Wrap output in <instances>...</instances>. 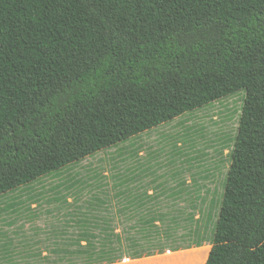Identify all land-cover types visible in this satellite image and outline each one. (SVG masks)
<instances>
[{
	"label": "trees",
	"instance_id": "trees-1",
	"mask_svg": "<svg viewBox=\"0 0 264 264\" xmlns=\"http://www.w3.org/2000/svg\"><path fill=\"white\" fill-rule=\"evenodd\" d=\"M237 91L210 249L193 264H264V0H0V197ZM157 214L136 237L104 222L46 263L161 255L141 244L158 241Z\"/></svg>",
	"mask_w": 264,
	"mask_h": 264
},
{
	"label": "rangeland",
	"instance_id": "rangeland-1",
	"mask_svg": "<svg viewBox=\"0 0 264 264\" xmlns=\"http://www.w3.org/2000/svg\"><path fill=\"white\" fill-rule=\"evenodd\" d=\"M244 95V91L232 93L223 99L209 103L200 109L186 112L170 122L111 148L100 150L80 162L67 165L58 172L42 176L6 193L0 197V238H2L1 234L6 231L3 222L15 218L17 223L13 227L15 231L22 230L18 224L21 221H37L40 224L38 230L47 239L43 244L54 243V238L46 235V231L40 228L42 224L46 225L50 221L46 213L44 215L30 213L32 210L25 209L27 203L16 210L11 209L13 211H9L6 206L11 202L29 199L51 200L58 195L56 196L54 192H47V190L56 183L64 182L65 179L72 177L73 185H77L68 192L71 199L68 206L69 215L72 218V224L67 230L68 249L78 248L73 241L82 232L101 234L100 227L104 222L110 225L114 233L120 234L123 238L136 237L143 233L139 230L143 226L139 224L153 216L157 217V213H160L165 217L163 222L157 223L158 228L147 227L148 234L157 236L158 241L153 240L151 243L141 241L142 246L144 248L152 246L155 248L153 250L160 246L169 249L161 255L152 257L177 258L178 261L188 259L192 262L193 259L198 258L201 263L203 261L200 256L202 251L195 252L197 248L194 247V244L202 241V246L209 245L208 241L211 238L219 209L225 176L230 163L229 153L233 147ZM120 153L126 156V160L120 161L122 165L113 159L109 162V158L120 157ZM98 158H105L104 161L107 162H96ZM94 166L97 169L100 168L101 171L98 173L96 181L88 180L92 184L87 187V183L83 182L86 178L83 171L87 167ZM130 170L132 173L140 172L157 176L153 181L155 183L152 184L155 197L153 201L147 202L148 207L142 209L133 207L124 210L121 208L122 206H118L115 213L111 196L113 192L124 191V188L130 183L125 185L120 183L115 188L116 182L114 179L109 180L108 177L116 175V173L125 174ZM102 173H107L108 176L104 177ZM147 179H150V176ZM36 194L42 196L37 197ZM134 194V191L130 193L124 191L121 198H132ZM145 194L146 192H141L140 195L145 196ZM58 199L61 200L60 196ZM46 206L47 203L42 205V212ZM53 206L51 205L50 208ZM38 210L39 207L35 212ZM56 210H60V207H57ZM58 224L60 223L58 222ZM95 224L97 225L94 226ZM156 232L158 235L155 234ZM51 234L54 235V233H49V235ZM62 242L65 249L67 243L64 240ZM125 243L121 245L123 246L121 248L126 251L128 247ZM58 244L54 247L57 249L53 250V253L45 247L47 254L44 257L29 256L28 264H47L48 260L46 259L62 258L60 257L62 255L56 253L60 249ZM81 245L84 243L81 242ZM186 247L190 248L186 249ZM174 249L178 250L174 251ZM22 250L25 249L7 247L6 254L9 262L5 264H20ZM3 253L4 251L0 247V257ZM24 259L25 257H23L22 264H25ZM62 259L65 260V257L63 256ZM79 259L77 258V260Z\"/></svg>",
	"mask_w": 264,
	"mask_h": 264
},
{
	"label": "crops",
	"instance_id": "crops-1",
	"mask_svg": "<svg viewBox=\"0 0 264 264\" xmlns=\"http://www.w3.org/2000/svg\"><path fill=\"white\" fill-rule=\"evenodd\" d=\"M141 155V154H139ZM105 158H98L96 159V162H107L104 161ZM116 160V162H119L120 165H122L120 163V161L122 159L126 160V156L122 155L120 153V157L117 158H109V162L110 160ZM117 167V166H115ZM116 170H119L118 168H116ZM60 171V170H59ZM100 168H95L94 167H87L83 172H84V177H86L83 182L87 183V187H89L93 180H97L98 178V173L100 172ZM140 174V175H139ZM139 175V176H138ZM82 176V175H81ZM79 176V177H81ZM102 176L106 177L108 176L107 173H102ZM101 177V179H103V177ZM150 176V179H147ZM99 177V178H100ZM70 178H67L64 180V182H60V183H56L54 186H52L50 189L47 190L50 192H54L55 195L57 197L52 198L51 200H38V199H29V200H25V201H18V202H11L7 204V208L9 209V211L11 209H17L18 207H22L24 204L27 203V209L28 211L32 210L30 213H34V215L37 214H47L48 218H49V222L46 223V225L42 224L41 225V229L46 231V235H48L51 238H54V243L48 244V245H44V241L46 242L47 239L46 236H44V234H42V232H40L38 229V226H40V224L35 221H21L20 226L22 227L21 231H15L14 225L17 224L16 223V219L12 218L9 219L7 221H4L3 223L4 228H6L5 230L9 232H6L1 234L0 238V247L3 249L4 253L2 254V256L0 257V264H5L9 262V259L7 257V247H14V248H24L25 250H22L23 253L21 254V259H19V263L22 264L23 261V257H25L24 262L25 264H28V258L30 257H44L47 252L45 251V247L48 250H51V253H53V250L57 249L54 248L56 247V244H58V246L60 245V249H59V254H61V251L64 249L63 248V240L65 243H67L65 245V251L68 250V238H67V230L69 228V225L72 224V218L69 215V204L71 202V199L68 195V192H70V190H72L76 185H73V180ZM157 178V176L154 175H150L147 173H140V172H136V173H132V170L128 171L125 174H121V173H116V175H110L108 177L109 180H113L116 182L115 184V188L118 187V185H120V183H124L128 184L129 186L124 188V191H126L127 193L134 191L135 194L132 198H128V197H124L123 199L122 197V193L124 191H116L113 192L111 198H113V208L115 209V213L117 212V207L118 206H122L121 208H124L126 210L131 209L133 207H138L140 209L148 207L147 202H151L154 199V195H153V181H155ZM90 180V181H88ZM83 183V185H84ZM97 183V182H96ZM95 186V185H93ZM112 186V188H114ZM20 188V187H19ZM58 191H60L58 193ZM63 194H62V193ZM141 192H146L145 196H141ZM139 193V194H138ZM133 194V193H132ZM35 196L39 197L42 196L40 194H36ZM60 196L61 200L58 199V197ZM137 202V203H135ZM45 203H47V206L45 207V210L42 212V205H44ZM123 203V204H121ZM51 205H54L53 208H50ZM39 207L38 212H35V210ZM57 207H60V210H56ZM7 209V210H8ZM13 211V210H11ZM13 220V221H12ZM58 222L60 224H58ZM45 223V222H44ZM8 226V227H7ZM58 226L60 227L58 229ZM10 231H13L10 233ZM49 233H54L49 235ZM202 248H206V252L202 251V254H200L202 260L205 263L208 251L210 249L209 245H204L201 246L200 248L197 249H202ZM10 249V248H9ZM58 253V252H56ZM114 264H193L192 261L184 260L181 259L178 261L177 258L175 259H169L168 258H164L161 256L158 257H148V258H142V259H137V260H123L121 262L118 263H114Z\"/></svg>",
	"mask_w": 264,
	"mask_h": 264
}]
</instances>
